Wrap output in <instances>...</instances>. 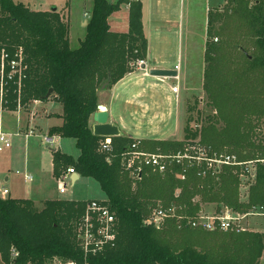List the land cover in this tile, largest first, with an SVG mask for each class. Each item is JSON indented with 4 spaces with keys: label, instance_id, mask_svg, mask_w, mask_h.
<instances>
[{
    "label": "trees",
    "instance_id": "obj_1",
    "mask_svg": "<svg viewBox=\"0 0 264 264\" xmlns=\"http://www.w3.org/2000/svg\"><path fill=\"white\" fill-rule=\"evenodd\" d=\"M130 6L129 30L114 33L109 18ZM142 3L136 0H94L86 37L77 49L69 43V24L56 9L33 11L14 0H0V53L11 57L22 48L28 70L21 104L57 100L63 107L61 126L49 134L74 139L78 159L54 152V176L73 168L83 178L99 183L105 203L117 221L113 247L85 258L77 226L89 201L49 200L38 209L29 199L0 198V264H260L264 232L248 230L210 232L190 221L215 206L247 213L264 206V166L246 199L241 195L240 169H209L205 162L165 161L160 172L144 167L132 176L124 158L137 141L123 135L112 138V152L100 151L105 139L91 126L99 94L134 71L132 63L145 60L148 41ZM203 91L212 113L199 130L192 127L195 107H186L185 139L140 141L149 154L175 156L198 143L211 155L230 154L240 162L264 156V0H227L207 14ZM218 41L215 42L214 39ZM53 94L46 98L50 90ZM11 85L7 106L17 110L19 95ZM8 108V109H9ZM202 112H199V115ZM173 210L161 227L146 221L155 209ZM18 256L14 258L12 252Z\"/></svg>",
    "mask_w": 264,
    "mask_h": 264
},
{
    "label": "crops",
    "instance_id": "obj_2",
    "mask_svg": "<svg viewBox=\"0 0 264 264\" xmlns=\"http://www.w3.org/2000/svg\"><path fill=\"white\" fill-rule=\"evenodd\" d=\"M115 2L117 0H111ZM142 3L143 25L145 35L148 41V53L144 60L146 65L142 66L148 68L149 74L145 71L134 69V71L128 74L123 80L119 81L115 86L108 90H101L99 96V105H103L107 108L110 114V122L117 124L122 131V136L127 135L140 142L144 139L154 140H178L185 139V131L181 125V99L183 97L182 89L179 88V93L176 95L172 92V88L176 87L177 81L174 78L166 77H154L150 75V71L153 69L171 70L173 66L180 65L179 79H182V75L187 76V66H185V72L182 74L183 69V32L185 23L188 24L191 19L190 7L186 10V0H136ZM210 1V0H208ZM23 4V3H22ZM94 6V0H93ZM93 6L89 13L84 14V21L82 26L85 27L88 24V20L91 17ZM29 8V6H27ZM222 6L207 8V14L209 9H214ZM120 11L114 13L109 18V25L111 31L114 33H127L129 30V13L130 6L125 4L121 7ZM31 9V8H30ZM33 11H51V10H37ZM186 11L187 17H186ZM207 16V15H206ZM89 18V19H88ZM189 18V20H188ZM188 20V21H187ZM87 33V32H86ZM86 37V35H85ZM85 39V38H84ZM83 39V40H84ZM83 40L79 42L82 43ZM70 42V39H69ZM80 43V45H81ZM71 47V46H70ZM80 47V46H79ZM72 49V48H71ZM187 63V61H186ZM175 70V69H174ZM204 72V64H203ZM179 87V86H178ZM186 94V92H184ZM50 101V100H49ZM47 101V102H49ZM46 102V103H47ZM62 106V105H61ZM28 110L24 114L29 115ZM63 113V107H62ZM62 113L50 114L48 109L45 108L42 115L38 116L34 123L36 128H29L30 121H26V128L23 129V133L19 128L22 126V112L20 115H16V121L18 125L16 129L18 132L12 129L10 133L14 135V138L25 137L26 139L32 136H26V133L33 130L35 137L37 135L36 130L39 133L49 134L51 128L61 126L63 120L60 117ZM179 117V125L174 129L172 121H176ZM91 126L93 129L94 121L92 119ZM181 128V129H180ZM17 131V130H16ZM15 132V133H14ZM19 133V134H18ZM136 135V137H134ZM58 137V136H57ZM60 139V140H59ZM69 140V141H68ZM73 140L74 143H70ZM136 142V143H137ZM25 145V143H24ZM57 148L50 153L49 165L51 168V176L55 181L59 178L54 176V152L61 151L63 154L72 156L74 159H78L81 152L76 147V141L74 139H65L58 137V142L55 145ZM54 146V147H55ZM76 147V150L70 152L66 147ZM53 148V147H51ZM6 154V153H5ZM18 150L8 151L3 163H0V179L5 184H11V194L13 191H17V187H21L28 182L34 181L32 175L26 174L19 170H12L9 167V158L12 163V156H16ZM71 168V167H70ZM69 169V168H68ZM64 171L62 175L67 174ZM26 176H31L32 180H27ZM78 173L72 174L67 177L66 181H69L72 186H75L80 180H82ZM88 180L89 178H84ZM7 187V186H6ZM8 188V187H7ZM59 190V189H58ZM60 192V191H59ZM104 193V192H103ZM63 194V193H62ZM66 194V191L65 193ZM105 198L102 199H90L81 201H101L105 202L107 196L104 193ZM102 195V196H104ZM101 197V196H100ZM15 199H28L26 197H19ZM35 202L43 203L49 200H61L60 198H41L38 201L30 199ZM80 201V200H70ZM42 209L43 207H38ZM202 215H211L204 213Z\"/></svg>",
    "mask_w": 264,
    "mask_h": 264
},
{
    "label": "rangeland",
    "instance_id": "obj_3",
    "mask_svg": "<svg viewBox=\"0 0 264 264\" xmlns=\"http://www.w3.org/2000/svg\"><path fill=\"white\" fill-rule=\"evenodd\" d=\"M15 3H23L25 6H29L31 9L37 10H53L56 9L62 16L66 17V21L69 24V39L72 49H77L80 46V40H83L86 35V29L82 26L84 21V14L91 11L93 6V0H14ZM225 0H186V10L190 7L191 19L188 20V24L185 23L183 34V69L182 74L185 72V66H187V76L182 75V79L176 80L179 88L182 89L183 97L181 99V125L185 129L187 113L186 107L188 104L196 108V111L192 114L193 122L192 127L195 130H199L202 124L207 123V116L212 113V110L208 108L207 96L203 91V64H204V50L207 39V8L210 6H223ZM219 8V7H218ZM186 11V17H187ZM89 19V18H88ZM187 20V21H188ZM187 61V63H186ZM172 66L171 71H175ZM186 92V94L184 93ZM7 108H9L7 106ZM47 108L50 114L62 113L61 104L51 99L49 102H40L39 104L31 105L28 109L29 115L24 114L22 109V126L19 128L23 133V129L26 128V121H30L29 128H36L34 119L42 115L44 109ZM6 115L3 118L6 129L11 132L12 129L18 132L16 126L18 125L16 111L8 109ZM199 112L203 114L199 115ZM174 129L179 125V117L176 121H172ZM181 129V128H180ZM17 130V131H16ZM14 132V133H15ZM37 135L26 139L24 136L21 138H13V147L18 150L16 156H12V163L9 158V167L12 170H19L26 174L32 175L34 181L24 184L21 187H17L19 193L11 194L12 198L26 197L34 199L35 201L41 198H60L61 200H90V199H102L105 195L99 185L93 179L85 180L82 178L75 186H72L69 181L64 182L66 187V194H62L58 190V181H55L51 176V168L49 165L50 152L55 150L57 146L51 148L47 147L42 142V136L44 133H39L36 130ZM136 137V135L134 136ZM60 140V139H59ZM69 141V140H68ZM25 143V145H24ZM70 143H74L71 140ZM68 151L73 152L76 147H66ZM10 151V150H9ZM7 154V152H6ZM6 154L0 155V163H3ZM8 189H12L11 184H5ZM104 195V196H102ZM101 196V197H100ZM92 201V200H91ZM42 203L37 202L38 207H43ZM204 211L207 214H215V206H204ZM253 227H264V219L251 218L248 220ZM260 264H264V256Z\"/></svg>",
    "mask_w": 264,
    "mask_h": 264
},
{
    "label": "built area",
    "instance_id": "obj_4",
    "mask_svg": "<svg viewBox=\"0 0 264 264\" xmlns=\"http://www.w3.org/2000/svg\"><path fill=\"white\" fill-rule=\"evenodd\" d=\"M227 0H225L226 3ZM256 1V0H251ZM225 5V4H224ZM223 5V6H224ZM218 41L217 38L214 39ZM144 60H138V62L132 63L131 67L134 69L145 71L149 74L148 68L143 69L145 66ZM28 65L26 63V55L22 48L18 49L14 56L11 57L5 51L0 53V155L8 152L13 147L14 135L10 133L4 124V116L6 115L7 97L10 93V86L17 87V93L19 100L17 104L16 112L18 115L22 112V109L27 111V108L21 104V92L23 88V82L26 79V72ZM178 75L174 77L179 80L180 65L175 68ZM174 94L179 93V87L172 88ZM36 104L40 103L35 101ZM34 102V104H35ZM19 134V133H18ZM33 130L26 133V136H34ZM43 144L48 147H54L58 142V137L51 134H45L42 136ZM140 142L132 145L131 150L126 154L124 158V165L127 171H130L132 176H137L141 173L144 167H152L155 170L164 172L166 170L165 161L169 158L172 161L181 163L183 160L190 162L201 163L205 162L209 169H217L223 166H236L240 169L241 179V195L246 199L251 184L254 183L256 178V171L258 165L264 166V156L260 159L240 162L235 155L230 154H217L211 155L207 149L194 143L192 146L187 147L186 151L179 152L175 156H163L161 154H149L142 152L138 149ZM112 139L105 138L101 142L100 151L106 154L112 152ZM76 174L73 168H69L67 174L62 175L58 180V189L60 193H65V180L68 176ZM27 180H32L31 176H26ZM11 197L10 190L6 187L4 181L0 179V198L7 199ZM173 210H164L162 208L155 209L150 215L146 223L155 227H161L166 218L172 216ZM251 218L264 219V206H254L247 213L234 212L231 209H224L220 214L212 215H200L198 218L190 221V224L194 228H202L206 231H236L238 233L248 230H258L264 232V227H253L248 220ZM77 234L79 239V245L84 252L85 258L94 256L103 252L107 247H113L117 237V221L114 213L110 207L101 201L92 200L89 201L86 207L85 215L81 218L77 226ZM12 256L16 258L18 254L13 251ZM52 264H62L61 261L55 260ZM67 264H76L75 262H69ZM87 264V263H85Z\"/></svg>",
    "mask_w": 264,
    "mask_h": 264
},
{
    "label": "water",
    "instance_id": "obj_5",
    "mask_svg": "<svg viewBox=\"0 0 264 264\" xmlns=\"http://www.w3.org/2000/svg\"><path fill=\"white\" fill-rule=\"evenodd\" d=\"M145 69V67H143ZM150 75L154 77H168V78H174L178 75V72L171 71V70H160V69H153L150 71ZM109 83H106L102 90H106ZM53 94V90L51 89L49 93L47 94L46 98H49ZM94 126H93V134L98 137L102 138H116L122 136V131L120 130V127L110 122V114L107 111V108L103 105L98 106V111L93 116Z\"/></svg>",
    "mask_w": 264,
    "mask_h": 264
}]
</instances>
